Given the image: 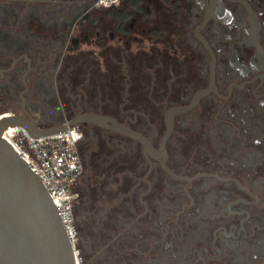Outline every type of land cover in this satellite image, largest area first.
<instances>
[{
  "label": "flooded vegetation",
  "instance_id": "flooded-vegetation-1",
  "mask_svg": "<svg viewBox=\"0 0 264 264\" xmlns=\"http://www.w3.org/2000/svg\"><path fill=\"white\" fill-rule=\"evenodd\" d=\"M98 1L0 0L1 114L32 116L49 127L93 112L142 132L159 148L169 109L198 96L174 116L166 143V166L181 177L201 175L191 181L147 158L138 140L80 124L84 138L100 129L141 147V167L127 164L129 186L118 190L124 210L134 217L140 209L124 231L144 219L138 231L144 242L128 264H264V0H142L138 8L119 0L115 6L127 8V17L116 12L115 22ZM92 45L101 52L97 70L104 51L143 54V92L131 90L135 61L115 58L109 62L115 78L119 67L125 72L123 88L112 84L115 99L121 91L125 103L116 105L113 96L72 102L62 113L47 100L59 96L58 81L69 84L64 60ZM132 97L147 101L144 122L126 108ZM159 125L158 141L147 132L157 136ZM156 167L165 181L159 188Z\"/></svg>",
  "mask_w": 264,
  "mask_h": 264
},
{
  "label": "water",
  "instance_id": "water-1",
  "mask_svg": "<svg viewBox=\"0 0 264 264\" xmlns=\"http://www.w3.org/2000/svg\"><path fill=\"white\" fill-rule=\"evenodd\" d=\"M197 101L198 96L188 106L169 109L165 116L167 129L159 148L142 132L114 117L93 112L49 127H41L32 116L12 114L0 118V264H78L73 241L56 204L40 176L2 137L5 128L23 126L33 137H40L65 132L69 125L95 124L138 140L147 158L161 160L173 177L185 179L166 166V143L174 129V116L191 109ZM198 176L186 179L191 181Z\"/></svg>",
  "mask_w": 264,
  "mask_h": 264
},
{
  "label": "trees",
  "instance_id": "trees-1",
  "mask_svg": "<svg viewBox=\"0 0 264 264\" xmlns=\"http://www.w3.org/2000/svg\"><path fill=\"white\" fill-rule=\"evenodd\" d=\"M123 1L137 8L142 2ZM104 11L105 16L114 22L116 12L121 11L127 17V8L124 7L112 5ZM95 131L97 139L104 144L102 148L101 145L97 147L98 140L95 143V139L88 134L79 146L85 172L78 183L79 198L74 205L77 249L80 251L82 264H128L131 252L134 248L139 251L144 242L138 232L144 219L135 223L133 228L138 230L134 239L129 236L135 231H132L133 228L129 232L124 231L125 223L138 216L140 209L135 211L133 217L132 212L122 208L124 201L118 200L121 197L118 190L128 187L130 180L127 178V158L122 154L124 149H120L117 143L118 140L129 139L100 129ZM140 157L142 158L141 152ZM159 171L156 167L153 173Z\"/></svg>",
  "mask_w": 264,
  "mask_h": 264
},
{
  "label": "rangeland",
  "instance_id": "rangeland-1",
  "mask_svg": "<svg viewBox=\"0 0 264 264\" xmlns=\"http://www.w3.org/2000/svg\"><path fill=\"white\" fill-rule=\"evenodd\" d=\"M106 9V8H105ZM76 34V32H74ZM110 45L115 46L117 42L114 41H108ZM83 52H73L72 55H67V57L64 60V65L61 67V74H65L67 72V76L69 78V84L67 87L64 86L62 80L58 81V91L60 94L57 98H53L50 100H47V103L56 105L63 113L65 109L69 105H71L72 102L75 103H84L86 101L91 100H104L108 98H114V101L116 105L123 104L125 101L122 98L121 91H119L116 95L118 96L115 99V81L119 82L118 86L120 88H123L122 84L120 83L122 81V78L125 76L124 70L119 67V70L117 71V77L115 78V64L109 65V62L111 63L112 60H126L128 65L130 66V61L134 60L136 64V72L132 73L130 72V67H127V70L129 71V75L131 76V90L132 91H138L143 92L144 88V82L146 81V74L144 73V61L145 57L143 54H138L136 56H129L128 54L122 53H116L115 50L112 51H104L102 53L104 61L108 62H102V66L100 70H97L96 68V59L101 55V52L97 50L93 45L92 46H83L82 48ZM88 49H92L91 52L85 51ZM133 52V51H132ZM130 60V61H129ZM109 65V66H108ZM101 71V72H100ZM63 79V78H62ZM116 79V80H115ZM142 88V89H140ZM131 91V92H132ZM133 95V94H132ZM108 97V98H107ZM128 104L126 108L132 107L134 110L138 111L140 115L138 116L139 122H144L146 119L145 115H148L149 112L147 110V101L144 98H135L132 97L131 99H128ZM51 107V106H49ZM64 109V110H63ZM144 115V116H143ZM150 116V115H149ZM62 117V114L60 115ZM65 116L63 115V118ZM68 118V117H67ZM151 120L154 123L161 122L160 117H150ZM161 124V123H159ZM140 125V123H139ZM142 128L145 127V125H140ZM160 131L157 133L154 132H147L151 136H154L156 140H160L163 130L162 126L159 125ZM94 132V133H93ZM97 133L94 130L88 133V136L95 139V143L98 140L96 137ZM118 145L121 147L120 149H124L122 151V154H125L127 158V164L131 165L133 168L139 169L140 165V152L141 147L135 143L126 142L118 140ZM101 145V148L103 147L102 140H98L97 147ZM121 154V153H120ZM154 179V182L156 183V188L162 187L161 184L164 183V178L160 177V175L154 174L152 177Z\"/></svg>",
  "mask_w": 264,
  "mask_h": 264
},
{
  "label": "built area",
  "instance_id": "built-area-1",
  "mask_svg": "<svg viewBox=\"0 0 264 264\" xmlns=\"http://www.w3.org/2000/svg\"><path fill=\"white\" fill-rule=\"evenodd\" d=\"M118 1L99 0L98 5L110 7ZM2 137L40 176L73 241L77 262L82 264L74 224V205L79 198L77 186L85 172L79 147L84 138L81 125H69L65 132L40 137H33L23 126H8Z\"/></svg>",
  "mask_w": 264,
  "mask_h": 264
},
{
  "label": "bare ground",
  "instance_id": "bare-ground-1",
  "mask_svg": "<svg viewBox=\"0 0 264 264\" xmlns=\"http://www.w3.org/2000/svg\"><path fill=\"white\" fill-rule=\"evenodd\" d=\"M5 115H8V114H4L3 116H5Z\"/></svg>",
  "mask_w": 264,
  "mask_h": 264
}]
</instances>
